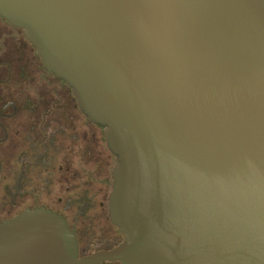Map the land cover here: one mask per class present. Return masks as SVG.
Segmentation results:
<instances>
[{
	"label": "water",
	"instance_id": "95a60500",
	"mask_svg": "<svg viewBox=\"0 0 264 264\" xmlns=\"http://www.w3.org/2000/svg\"><path fill=\"white\" fill-rule=\"evenodd\" d=\"M117 157L114 250L0 223V264H264V0H0Z\"/></svg>",
	"mask_w": 264,
	"mask_h": 264
},
{
	"label": "flooded vegetation",
	"instance_id": "af4514ba",
	"mask_svg": "<svg viewBox=\"0 0 264 264\" xmlns=\"http://www.w3.org/2000/svg\"><path fill=\"white\" fill-rule=\"evenodd\" d=\"M116 160L104 126L45 68L24 30L0 17V223L46 208L66 220L80 259L116 249L124 241L109 217Z\"/></svg>",
	"mask_w": 264,
	"mask_h": 264
}]
</instances>
